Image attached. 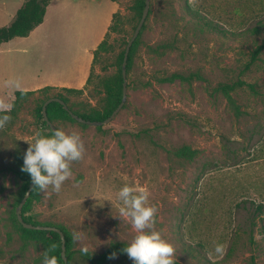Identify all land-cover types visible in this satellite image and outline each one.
Instances as JSON below:
<instances>
[{"label": "rangeland", "instance_id": "rangeland-1", "mask_svg": "<svg viewBox=\"0 0 264 264\" xmlns=\"http://www.w3.org/2000/svg\"><path fill=\"white\" fill-rule=\"evenodd\" d=\"M26 1L0 0V27ZM135 1L52 0L28 37L0 44V111L12 108L16 92L36 91L0 128V264H42L46 251L26 241L14 221L25 186L16 170L35 134L52 131L37 107L61 92L74 110L102 108V80L117 72V57L138 25ZM115 13L123 15L120 30L109 37L110 52L93 62ZM145 25L118 115L103 126L54 122L80 135L84 156L59 192L40 191L27 215L72 236L69 264H91L83 249L99 257L135 235L119 215V189L147 187L157 209L154 230L173 245L175 261L264 264V48L244 71L264 46V28L250 32L264 25V0H151ZM173 73L203 79L159 80ZM238 80L246 85L232 92L233 102L215 93ZM46 87L56 89L37 92ZM63 88L84 93L71 96ZM184 146L196 151L193 159L176 155ZM107 264L133 261L116 255Z\"/></svg>", "mask_w": 264, "mask_h": 264}, {"label": "trees", "instance_id": "trees-1", "mask_svg": "<svg viewBox=\"0 0 264 264\" xmlns=\"http://www.w3.org/2000/svg\"><path fill=\"white\" fill-rule=\"evenodd\" d=\"M51 2L52 0H27L23 4V6L18 10L13 21L8 26L0 27V44L10 42L11 40L15 38L28 37L38 26L43 24L46 14H47L48 7L51 4ZM145 6H146V0H136L134 3V6L132 7L133 20H136V22L138 21V24L143 16ZM122 22H123V15L121 13H115L113 15L112 24L108 28V33L106 34L105 39L100 43V45L94 52L93 62L98 60L100 55L110 52L109 37L111 34L119 32ZM206 24L210 25L209 23H206ZM145 26L146 25H144L139 37L137 38V40L135 41L131 49L129 59H128V65H127L128 74L131 71L134 54L140 44L142 32L145 29ZM211 26L213 27L214 25H211ZM263 28H264V25H262L261 27L256 26L252 30H250V32L256 35H260L263 31ZM128 43L129 41L126 43V45H128ZM165 47H170V45L165 46ZM263 48L264 46H260L253 52L252 58L248 63H246L244 71H248L251 69V66L258 59ZM125 51L126 49L120 52L117 57V68H118L117 72L102 80V88H103V93H104V98L102 100L103 102L102 108L92 106L90 109L84 112H81L80 110H74L70 106V98L68 96H65L63 93L59 92L53 97H57L65 101V103L69 106L71 111H73L75 114L79 115L81 118L85 120L98 121V122L105 121L119 107L123 99V88H124L123 62H124V57H125ZM92 74H93V71L91 67V73L88 78L87 85L92 80ZM194 79H203V77L199 73H191L188 75H185L182 73H173L172 75L163 77L159 80L161 82L172 83L175 81L192 82ZM245 85L246 83L241 80H238L234 83H222L218 85V87H216L214 91L215 93H222L226 95V97L231 102H233V99L231 97L232 92H235L238 88H241ZM53 89H56V88L46 87L37 92H41V93L45 92L48 94L49 91ZM63 91L67 92L71 96L81 95L84 93V90L73 89V88H63ZM35 93L36 91L16 92V98L13 102L12 108L10 110L0 111V115L7 114L10 117H15L17 115V112L20 111V109L22 108L23 103L25 101H28L29 97ZM50 98L52 97H47L46 99L42 100V103L37 107L36 112L39 115L40 119L43 121V124L45 126H48L51 129V127L44 121V115H43V106L46 103V101ZM47 113H48L49 119L53 123L59 120H69V121H74V122L76 121L70 115L69 111L65 109L64 105H62L59 102L50 103L47 106ZM52 132L53 131H51V134ZM176 155L179 157L193 159L196 155V151L192 150L189 147L184 146L176 152ZM22 165H23V161L19 163V167L16 170V174L24 182L25 186L22 189L17 199V205L21 203L22 199L25 197L29 189V186L31 184L30 176L27 173L21 171ZM40 198H41L40 191L38 189H33L30 198L27 200V202L25 203L22 209V217L26 223H31L33 225H45V224H39L35 222L33 218L31 217V215H27L31 211L32 203L35 200L39 201ZM258 208L262 210L261 205ZM14 221L17 224L19 231L22 233L26 241H38L39 243L43 245L45 250H48L51 245L55 244L56 247L54 250L51 251L50 254L57 256L59 264H65L63 257H62V239L58 233L54 231L27 229L19 222L16 214L14 215ZM48 226H53V225H48ZM59 228L62 229V231L64 232L66 236L67 256L70 261V259H72V254H73L72 252L73 239H72V236L68 232H66L63 228L61 227ZM127 244L128 243H125V242H113L109 246V248L99 257H95L89 251H86V252L81 251V253L84 257H86L90 261L91 264H107L108 262L112 260V259H109L112 253H116V255L127 257V254L123 252V249L126 247ZM175 264H180V263L175 261Z\"/></svg>", "mask_w": 264, "mask_h": 264}, {"label": "clouds", "instance_id": "clouds-1", "mask_svg": "<svg viewBox=\"0 0 264 264\" xmlns=\"http://www.w3.org/2000/svg\"><path fill=\"white\" fill-rule=\"evenodd\" d=\"M9 119L7 114L0 115V128ZM84 151L80 135L75 131L68 133L62 128H55L51 135L36 133L34 142L29 143L24 154L21 171L30 176L34 189L44 193L49 189L59 192L65 181L73 176L72 163L82 160ZM150 195L147 187L128 184L123 185L117 193L122 204L119 215L130 221L135 232L123 252L133 264H175L173 245L163 239L159 231L154 230L157 209L149 204ZM80 238L78 233L74 235V239ZM55 247L53 244L44 252L42 264H59L57 256L50 254ZM222 250L223 245H215L216 253ZM115 256L116 253H112L109 259Z\"/></svg>", "mask_w": 264, "mask_h": 264}, {"label": "water", "instance_id": "water-1", "mask_svg": "<svg viewBox=\"0 0 264 264\" xmlns=\"http://www.w3.org/2000/svg\"><path fill=\"white\" fill-rule=\"evenodd\" d=\"M150 5H151V0H146V6H145V10L143 13V16L135 30V33L133 35V37L131 38V40L129 41L127 47H126V51H125V57H124V62H123V78H124V88H123V99L121 104L119 105V107L113 112V114L106 119L105 121H88L85 120L83 118H81L79 115L75 114L73 111L70 110L69 106L65 103V101H63L60 98L57 97H52L50 99H48L46 101V103L43 106V115H44V121L51 127V130L53 131L55 128H57L54 123L49 119L48 113H47V106L52 103V102H59L62 105H64L65 109L67 111H69L70 115L73 117V119H75L76 121L82 123V124H87V125H93V126H103L106 125L108 123H110L116 115H118V113L123 109L124 105L127 102V98H128V73H127V65H128V59H129V55L131 52V49L135 43V41L137 40V38L139 37L145 23L146 20L149 16V12H150ZM34 187L32 185V182L29 186V189L25 195V197L22 199L21 203L19 204L18 208H17V217L19 222L27 229H35V230H42V231H54L56 233H58L62 239V257L64 260L65 264H69V259L67 256V247H66V236L64 234V232L62 231V229H60L59 227L56 226H48V225H33L31 223H26L22 217V209L23 206L25 205V203L27 202V200L30 198L32 191H33Z\"/></svg>", "mask_w": 264, "mask_h": 264}, {"label": "crops", "instance_id": "crops-1", "mask_svg": "<svg viewBox=\"0 0 264 264\" xmlns=\"http://www.w3.org/2000/svg\"><path fill=\"white\" fill-rule=\"evenodd\" d=\"M88 79V78H87Z\"/></svg>", "mask_w": 264, "mask_h": 264}]
</instances>
